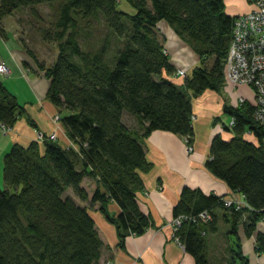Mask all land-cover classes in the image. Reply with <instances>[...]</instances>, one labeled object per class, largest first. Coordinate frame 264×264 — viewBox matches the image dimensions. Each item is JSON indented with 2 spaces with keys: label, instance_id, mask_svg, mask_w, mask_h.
Segmentation results:
<instances>
[{
  "label": "trees",
  "instance_id": "1",
  "mask_svg": "<svg viewBox=\"0 0 264 264\" xmlns=\"http://www.w3.org/2000/svg\"><path fill=\"white\" fill-rule=\"evenodd\" d=\"M44 4L55 8L49 21L39 8ZM23 8L36 20L41 38L57 42L56 59L40 66L49 79L47 97L66 112L61 120L76 147L46 138L44 145L38 140L14 143L4 154L0 264H98L104 240L88 205L68 189L83 201L100 202L117 226L121 244L128 233L141 234L153 225L137 198L144 188L141 171L152 168L144 138L160 129L185 135L192 144L194 111L188 90L197 96L224 85L235 17L226 12L224 0H0V34L6 35L4 17ZM162 19L201 56L185 87L163 75L176 67L157 30ZM208 58H213L211 65ZM224 111L236 117L232 127L226 126L232 136L219 132L213 137L206 166L241 192L247 205L226 207L224 196L182 188L174 216L204 210L212 216L208 221L186 218L177 231L197 264H210L207 235L218 229L216 209L231 214L233 233L243 214H249L247 235L264 217V124L254 119L251 102L226 104ZM125 112L136 118L138 128L127 124ZM24 113L16 94L0 81V122L11 127ZM248 129L258 143L245 137ZM86 176L97 182L92 195L82 184ZM112 199L121 208L117 216L107 209ZM257 241L263 251V232L257 233ZM232 254L246 260L240 248Z\"/></svg>",
  "mask_w": 264,
  "mask_h": 264
},
{
  "label": "crops",
  "instance_id": "2",
  "mask_svg": "<svg viewBox=\"0 0 264 264\" xmlns=\"http://www.w3.org/2000/svg\"><path fill=\"white\" fill-rule=\"evenodd\" d=\"M224 3L226 12L234 17L252 10L255 6L252 0H224ZM121 5L132 10L125 1H122ZM3 24L6 35L0 34V58L9 65L10 74L0 73V81L16 94L24 106L25 113L21 114L11 127L7 128L0 122V178L4 154L14 143L28 145L32 140H38L44 145L46 138L55 132L57 135L55 140L60 145L76 147L61 120V116L66 112H60L47 97L48 77L42 67L30 58L33 55L44 64L46 57L41 52H25L20 46L15 48L19 52H5L1 46L6 45L9 50L8 44L11 39L5 17ZM13 28L15 37L20 38L21 35L17 34L15 27ZM157 30L176 70L183 68L191 74L200 64L201 56L167 20H160ZM18 45H23L22 40ZM52 56L54 58V52ZM163 75L179 86L185 87L186 76L166 71ZM226 88L230 92H227ZM188 92L192 95L194 111L193 149H188L185 135L171 131L154 130L144 138L146 155L152 162V168L150 171H141L144 188L137 192V198L142 211L152 217V226L141 234L128 233L124 244H121L118 228L102 211L100 202L83 201L71 188L68 189V194L79 203L88 205L104 240L98 264H110V262L112 264H197L194 256L172 236L173 208L179 200L182 188L188 185L192 188H201L206 193L214 192L228 199L244 198L241 192L233 190L224 179L213 174L206 166V160L210 156L212 139L217 133H222L226 138L232 136V132L226 129L227 123L223 118L227 114L224 106L237 105L242 95L248 102L253 103L254 90L247 85L234 86L225 82L220 90L206 89L197 96H194L190 90ZM126 115L137 123L136 118L127 112L124 113L125 120ZM247 138L258 143L254 134L248 135ZM82 184L90 195L97 187L96 180L90 176H86ZM107 209L113 216H117L121 210L113 199L108 201ZM215 212L218 217V229L207 235L210 264H264V250L257 249V233H264V217L257 222L256 230L251 235H247L244 224L249 214L242 215L238 222L237 233H233L230 231L231 214H225L226 211L221 208L216 209ZM236 248L241 249L246 260L242 257H233L232 249Z\"/></svg>",
  "mask_w": 264,
  "mask_h": 264
},
{
  "label": "built area",
  "instance_id": "3",
  "mask_svg": "<svg viewBox=\"0 0 264 264\" xmlns=\"http://www.w3.org/2000/svg\"><path fill=\"white\" fill-rule=\"evenodd\" d=\"M254 8L248 12L235 16L234 27L228 55L225 62V82L234 86L247 85L255 92L254 119L264 124V0H252ZM0 72L10 74V67L7 62L0 58ZM175 74L188 75L187 70L180 68ZM239 100H246L240 96ZM239 102V101H238ZM236 117L231 116L229 126L235 124ZM254 134L251 129L246 130L245 137ZM56 138L55 132L49 138ZM188 143V140H187ZM188 149L192 150V144L188 143ZM226 205L235 206L237 209L247 205L245 199H225ZM208 210L201 211L199 215L188 216L180 214L172 219L173 238L182 246L180 237L177 235L183 220L192 218L208 221L211 219ZM110 264H112L110 262Z\"/></svg>",
  "mask_w": 264,
  "mask_h": 264
},
{
  "label": "rangeland",
  "instance_id": "4",
  "mask_svg": "<svg viewBox=\"0 0 264 264\" xmlns=\"http://www.w3.org/2000/svg\"><path fill=\"white\" fill-rule=\"evenodd\" d=\"M39 8H40L41 12L45 15L46 20L49 21L51 18V14H53V12L55 11V8L54 7L51 8L46 4L40 6ZM5 19H6V26L9 29V33H10V37H11V39L9 40V44H8L9 50H7L8 47L6 45L4 47L1 46L2 48H4L5 52L6 51L19 52L15 48H16V46H20L21 48H24L25 52H31L30 50H28V48L31 49L33 52H41V54L46 57L44 60L45 65L52 63L53 60L56 59L58 52H59L57 42L47 41V40H43L41 38V36H40L39 32L37 31V28L35 26L36 20L31 18L30 14H29V10L27 8L19 9L13 15H11V14L7 15L5 17ZM13 27L16 28L17 34L21 35L20 38L15 37ZM21 40H22L23 45H18L19 42H21ZM184 40L193 48L192 43L188 39L184 38ZM53 52H54V58L52 56ZM30 58L34 63H36L38 66H40L41 61H39L36 57H34L32 55ZM212 61H213V58H208L206 63L208 65H211ZM178 69H180V68H178ZM177 70L175 71V73L177 72ZM43 72L45 73L44 69H43ZM0 73L5 75L2 72H0ZM226 91L230 92L228 89ZM238 101H239L238 104L248 102L247 100H244L243 102H241L240 100H238ZM231 116L232 115H229L228 113L223 116L224 121L227 123V125H229ZM125 117H126L128 124L131 127L138 128V124L135 122V120H133L132 118H129L128 115H126ZM49 139L54 140V138H51V137ZM1 169H2L1 170L2 177L0 178V184L2 187H5L6 184L4 181L3 166ZM11 190L16 191L15 187H11ZM224 199H228V198H224ZM224 205L226 207H231L230 205H226L225 203H224Z\"/></svg>",
  "mask_w": 264,
  "mask_h": 264
}]
</instances>
